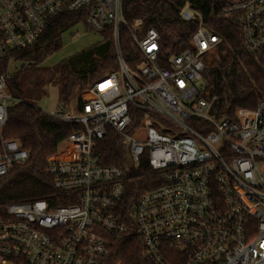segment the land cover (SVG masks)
Here are the masks:
<instances>
[{
  "label": "built area",
  "instance_id": "obj_1",
  "mask_svg": "<svg viewBox=\"0 0 264 264\" xmlns=\"http://www.w3.org/2000/svg\"><path fill=\"white\" fill-rule=\"evenodd\" d=\"M123 0H0V62L32 46L50 19L86 15V26L110 28L118 69L95 83L75 106L43 111L81 129L49 158L57 191L51 200L11 202L0 217V264H123L112 243L133 227L153 264H264V100L254 110L221 114L205 87L204 72L220 38L186 5L182 18L196 20L192 49L161 58L155 29L128 21ZM235 15L248 51L264 56V0H238L221 8ZM126 29L140 52L133 69L123 57ZM13 73L0 74V179L28 153L5 139L7 90ZM109 130L128 146L132 171L149 166L160 180L121 218L129 171L100 165L97 144ZM62 203V205H58Z\"/></svg>",
  "mask_w": 264,
  "mask_h": 264
},
{
  "label": "trees",
  "instance_id": "obj_2",
  "mask_svg": "<svg viewBox=\"0 0 264 264\" xmlns=\"http://www.w3.org/2000/svg\"><path fill=\"white\" fill-rule=\"evenodd\" d=\"M238 0H123V15L128 21L143 22L140 37L149 29L160 36L161 58H170L192 49V37L198 22L185 21L181 12L186 5L202 15L209 31L220 38L216 53L204 72L205 87L217 97L216 109L221 114L237 109L254 110L264 100V56L248 51L242 28L235 15H226L221 8ZM86 15L62 13L52 17L41 38L25 49L12 54L21 64L7 81L8 93L15 99L8 107V119L2 131L5 139L17 140L28 153L25 163L13 165L10 173L0 179V217H6V204L11 202L48 201L55 198L54 179L48 171L49 158L60 152L68 137L81 129L48 116L36 103L50 84L58 83L59 108L75 106L80 111V96L105 76L118 69L112 31L100 33L103 42L68 58L54 68L41 65L62 47V36L73 27L86 26ZM123 57L134 69L140 58L138 47L126 29L120 32ZM10 61L0 62V74L9 72ZM100 165L128 170L126 195L121 202V218L131 226V212L141 195L158 185V176L142 164L132 171L128 162V146L115 131L96 146ZM62 205V203H58ZM113 262L153 264L145 257L141 236L133 227L112 243Z\"/></svg>",
  "mask_w": 264,
  "mask_h": 264
},
{
  "label": "rangeland",
  "instance_id": "obj_3",
  "mask_svg": "<svg viewBox=\"0 0 264 264\" xmlns=\"http://www.w3.org/2000/svg\"><path fill=\"white\" fill-rule=\"evenodd\" d=\"M102 42L103 38L99 32L87 29L83 24H79L63 34L61 49L50 56L41 67L52 69L60 62ZM20 67V63L13 61L9 65V72L15 73ZM36 107L42 111H54L59 108L58 83L50 84L46 88L44 96L36 103Z\"/></svg>",
  "mask_w": 264,
  "mask_h": 264
}]
</instances>
